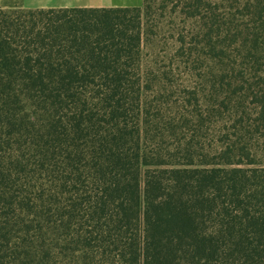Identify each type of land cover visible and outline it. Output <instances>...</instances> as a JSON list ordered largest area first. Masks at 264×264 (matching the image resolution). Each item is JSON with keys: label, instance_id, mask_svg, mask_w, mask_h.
Returning a JSON list of instances; mask_svg holds the SVG:
<instances>
[{"label": "trees", "instance_id": "obj_1", "mask_svg": "<svg viewBox=\"0 0 264 264\" xmlns=\"http://www.w3.org/2000/svg\"><path fill=\"white\" fill-rule=\"evenodd\" d=\"M0 264H264V0L0 10Z\"/></svg>", "mask_w": 264, "mask_h": 264}, {"label": "crops", "instance_id": "obj_2", "mask_svg": "<svg viewBox=\"0 0 264 264\" xmlns=\"http://www.w3.org/2000/svg\"><path fill=\"white\" fill-rule=\"evenodd\" d=\"M144 0H0V10L134 9Z\"/></svg>", "mask_w": 264, "mask_h": 264}]
</instances>
